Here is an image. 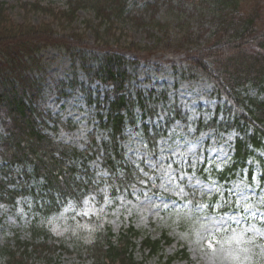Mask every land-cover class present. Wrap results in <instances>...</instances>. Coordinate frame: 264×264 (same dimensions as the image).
<instances>
[{"label":"trees","instance_id":"1","mask_svg":"<svg viewBox=\"0 0 264 264\" xmlns=\"http://www.w3.org/2000/svg\"><path fill=\"white\" fill-rule=\"evenodd\" d=\"M128 1L66 0L68 8L56 11L36 2L22 3L19 7L24 15L19 22L9 16V7L0 2V123L3 129L0 134V201L15 205L17 197L29 195L34 200L35 213V220L28 226L32 242L15 237L14 243L0 246V254L5 256L7 264H57L46 256L52 252L45 242L48 233L37 220L58 211L68 200L80 202L85 194L97 190L101 184L107 185L111 194L128 188L139 177L140 168L124 159L120 139L126 124L135 126L138 119L148 117L150 121H142L139 129L145 143L153 147L164 124L170 123L168 116L171 120L179 116L178 111L171 108L166 110L168 116L164 123H152L159 102L166 103L165 91L139 90L134 84L136 69L145 61L123 53L129 46L140 54H149V51L134 43L112 47L103 35H112L111 27L116 21L134 19L137 24H142L138 16L130 15ZM136 1L143 2L142 10L156 7L158 2ZM162 2H175L178 8L183 6L186 11L208 14L207 28L200 25L198 30H187L183 34L184 41L179 38L175 47L169 39L161 41V37L152 35L153 29H145L154 40L143 46L151 51L170 47L181 51L188 67L179 70L189 77L194 74L206 77L213 85L212 93L217 98L226 97L229 104L227 109L218 106L209 120L196 121L195 130L199 133L211 128L217 134L233 131L232 155L219 168L200 165L197 171L223 183L236 174L252 179L257 172L259 180H264V26L260 25L259 13L257 10L241 13V0ZM83 8H91L98 19L92 28L93 44L84 41V35L71 31L76 12ZM30 11L51 15L57 21L58 29L67 34H58L48 22L31 24L26 19ZM86 27H90L89 21ZM43 46H56L68 53L75 73L72 80L59 82V92L65 94L64 88L68 87L81 89L87 105L94 111L97 127L104 134L103 140L92 141L84 151L57 143L43 132L46 117L39 108L42 83L32 74L33 67L39 66L38 51ZM77 69L83 73L87 84L76 81ZM172 69L177 71V67ZM94 80L106 88L101 98L88 87ZM251 87L257 91L254 96L246 93ZM219 113L221 118H218ZM93 157L100 158L107 177L97 179L85 166ZM78 159L81 167L76 164ZM248 159L257 161L258 171L247 163ZM201 203L224 210L234 206L235 200L220 199L213 193L203 195ZM139 234L133 226L116 234L108 229L89 247L91 264H144L143 259L138 261L133 255L137 245L144 258H164L160 264L187 258L183 250L164 255L162 245L171 241L165 232L158 238L143 236L136 244L134 238Z\"/></svg>","mask_w":264,"mask_h":264},{"label":"rangeland","instance_id":"2","mask_svg":"<svg viewBox=\"0 0 264 264\" xmlns=\"http://www.w3.org/2000/svg\"><path fill=\"white\" fill-rule=\"evenodd\" d=\"M0 2L9 7V16L17 22L23 20L24 12L19 7L22 3L36 2L54 11L68 8L66 0ZM178 6L175 2L164 4L158 0L156 7L142 10L143 2L130 0V15L138 16L142 24H137L134 19L116 21L111 27L112 35L103 34L112 47L134 43L149 51V54H140L132 51L129 45L123 50L125 55L145 61L138 67L137 88L141 91L165 90L169 105L165 109L177 110L179 117L165 124L162 130L165 132L156 140L153 149L144 144L139 129L141 123L150 121L148 117L138 119L136 126L124 128L121 140L124 159L140 168L139 177L128 188L110 194L103 185L101 189L86 194L80 203L67 201L58 211L37 220V224H43L48 233L45 242L52 252L46 256L57 264H91L89 247L93 241L102 238L108 229L116 234L129 226L140 233L135 242L143 236L157 238L165 232L171 242L163 246L164 255H173L184 248L187 258L174 259L171 264H264V180L250 182L239 176L228 182L225 189L224 185H217L213 177L204 178L196 172L204 163L219 168L227 162L234 134L218 135L211 129L199 134L193 131V123L210 118L215 107L226 98L218 99L212 95L213 85L206 77L198 74L189 77L179 70L186 69L188 65L184 64L183 53L172 47L179 43V38L184 41L183 34L187 30H198L200 25L207 28L208 14L186 11L183 6ZM239 6L241 13L257 10L260 25L264 26V0H241ZM76 13L71 31L84 35V41L93 44L92 28L98 19L91 8L78 9ZM26 19L33 25L48 22L58 34H67L58 29L57 21L49 14L30 11ZM88 21L90 27H86ZM145 29H153L151 34L161 37V41L169 39L172 47L151 51L143 46L154 40ZM38 55L39 66L33 67L32 74L41 80L39 107L48 114L43 132L55 142L79 151L90 147L92 141L98 143L103 140L104 134L97 127L82 91L75 87L70 90L64 88L65 94L59 92V82L70 81L75 73L68 53L56 46H43ZM172 67H177V71ZM76 75L77 82H84L80 70H76ZM93 82L90 90L102 96L104 88ZM246 93L254 96L257 91L251 87ZM164 106L157 105L153 124L170 119L164 116ZM2 132L0 124V134ZM76 164L81 167V160L78 159ZM85 166L96 178L106 176L98 157H93ZM217 190L221 192V198L233 197L237 201L236 206L225 211L215 205L201 207L198 202L200 195ZM33 204L34 200L29 195L17 197L15 205L0 201V246L14 243L15 237L20 241L30 240L28 226L35 220ZM133 255L138 261L143 259L144 264H160L164 260L154 256L144 258L138 245ZM0 264H7L1 254Z\"/></svg>","mask_w":264,"mask_h":264}]
</instances>
